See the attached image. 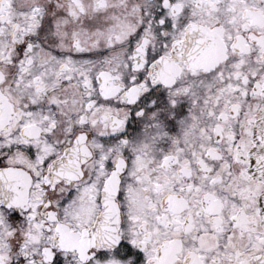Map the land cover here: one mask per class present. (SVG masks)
<instances>
[{
    "label": "snow or ice",
    "instance_id": "6c2138e0",
    "mask_svg": "<svg viewBox=\"0 0 264 264\" xmlns=\"http://www.w3.org/2000/svg\"><path fill=\"white\" fill-rule=\"evenodd\" d=\"M0 264H264V0H0Z\"/></svg>",
    "mask_w": 264,
    "mask_h": 264
}]
</instances>
